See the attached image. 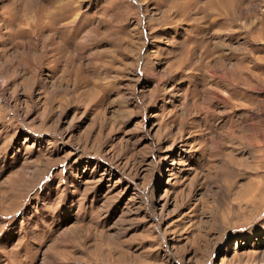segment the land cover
I'll return each instance as SVG.
<instances>
[{
    "label": "rangeland",
    "instance_id": "obj_1",
    "mask_svg": "<svg viewBox=\"0 0 264 264\" xmlns=\"http://www.w3.org/2000/svg\"><path fill=\"white\" fill-rule=\"evenodd\" d=\"M0 264H264V0H0Z\"/></svg>",
    "mask_w": 264,
    "mask_h": 264
},
{
    "label": "bare ground",
    "instance_id": "obj_2",
    "mask_svg": "<svg viewBox=\"0 0 264 264\" xmlns=\"http://www.w3.org/2000/svg\"><path fill=\"white\" fill-rule=\"evenodd\" d=\"M222 3V2H221ZM223 6V5H222ZM221 6V7H222ZM225 6V5H224ZM224 8V7H223ZM219 9V8H218ZM221 10V9H220ZM215 11V10H214ZM218 11V10H217ZM220 12V11H219ZM223 14V13H222ZM213 15V14H212ZM218 15V14H217ZM220 15V14H219ZM223 16V15H222ZM37 18V17H36ZM51 18V17H50ZM215 21V20H214ZM51 26L53 25V22H52V24H50ZM40 30V29H39ZM211 44V43H210Z\"/></svg>",
    "mask_w": 264,
    "mask_h": 264
}]
</instances>
